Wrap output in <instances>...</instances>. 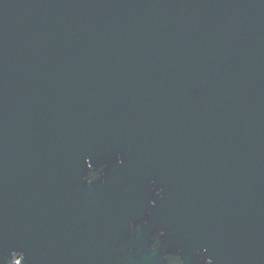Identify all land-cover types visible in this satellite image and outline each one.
<instances>
[{"label":"water","instance_id":"95a60500","mask_svg":"<svg viewBox=\"0 0 264 264\" xmlns=\"http://www.w3.org/2000/svg\"><path fill=\"white\" fill-rule=\"evenodd\" d=\"M0 264H264V0H0Z\"/></svg>","mask_w":264,"mask_h":264}]
</instances>
